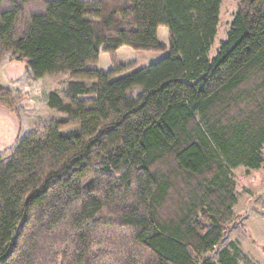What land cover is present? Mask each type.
Returning a JSON list of instances; mask_svg holds the SVG:
<instances>
[{
	"label": "trees",
	"instance_id": "trees-1",
	"mask_svg": "<svg viewBox=\"0 0 264 264\" xmlns=\"http://www.w3.org/2000/svg\"><path fill=\"white\" fill-rule=\"evenodd\" d=\"M235 1L209 59L221 0H0V63L69 76L60 117L0 160V264H241L225 242L232 172L264 163V0ZM123 47L168 55L130 72Z\"/></svg>",
	"mask_w": 264,
	"mask_h": 264
},
{
	"label": "rangeland",
	"instance_id": "rangeland-1",
	"mask_svg": "<svg viewBox=\"0 0 264 264\" xmlns=\"http://www.w3.org/2000/svg\"><path fill=\"white\" fill-rule=\"evenodd\" d=\"M236 11L235 0H221L217 34L208 53L209 59L215 57L219 44L225 40ZM158 41L168 46V29H158ZM167 55L168 49L157 53L134 51L128 47H123L116 53L118 63L131 68L130 72L159 62ZM3 59L17 76L20 75L19 79L11 78V83H8L7 78L2 77V83H4L2 86L7 85L13 88V91L9 90L12 93V104H0V160L4 161L11 157L14 149L28 132H40L44 125L60 117L48 108L45 97L51 90L63 94L69 76L44 77L36 81L25 70L26 61L19 60L13 53L5 54ZM110 69L108 55L101 54L98 70L105 74ZM24 87H28V92L22 91ZM140 92V89H134L131 96L136 97ZM232 173L238 203L234 210V220L229 225L225 244L234 242L237 245L241 252V264H264V163L256 171L238 168Z\"/></svg>",
	"mask_w": 264,
	"mask_h": 264
},
{
	"label": "crops",
	"instance_id": "crops-1",
	"mask_svg": "<svg viewBox=\"0 0 264 264\" xmlns=\"http://www.w3.org/2000/svg\"><path fill=\"white\" fill-rule=\"evenodd\" d=\"M101 55V54H100ZM5 59V58H4ZM4 59L1 61V63H0V85H4V83H2V77L4 76V79H6V80H8V83H11V78L13 79V78H17V79H19V76H17L15 73H14V71L11 69L12 67L11 66H9V64H7V63H5V61H4ZM11 67V68H10ZM25 70L26 71H28L27 73L28 74H30L29 73V70H28V67H27V65H26V67H25ZM2 73H4V75L2 74ZM30 76V75H29ZM33 79V78H32ZM41 79H44V78H41ZM41 79H33V80H36V81H39V80H41ZM3 87H5V88H7L8 90H12L13 91V88H11V87H9V86H7V85H5V86H3ZM27 88L28 87H24L23 88V90L22 91H24V93H26V92H28L27 91ZM31 89V88H30ZM29 90V89H28ZM31 90H33V89H31ZM50 92H52V90L51 91H49L48 92V94L50 93ZM23 93V92H22ZM47 94V95H48ZM45 103H46V105H47V96L45 97ZM46 124V123H45ZM30 134V132H28L27 133V135H29Z\"/></svg>",
	"mask_w": 264,
	"mask_h": 264
}]
</instances>
